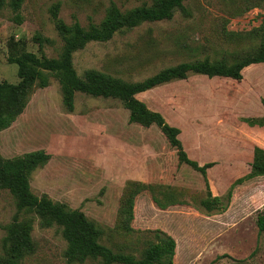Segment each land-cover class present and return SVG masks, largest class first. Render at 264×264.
<instances>
[{"label": "rangeland", "instance_id": "obj_1", "mask_svg": "<svg viewBox=\"0 0 264 264\" xmlns=\"http://www.w3.org/2000/svg\"><path fill=\"white\" fill-rule=\"evenodd\" d=\"M5 0L0 10V84H18V66L10 59L24 52L58 59L64 49L51 9L59 18L88 28L101 24L111 2L125 12L155 0H22L15 11ZM187 13L169 21L144 23L117 33L112 40L93 42L73 55L83 77L88 70L135 83L184 62L209 60L232 65L264 51L263 0H186ZM17 14L24 21L17 24ZM39 35L43 42L38 40ZM241 80L191 74L137 96L180 129L188 156L200 165L214 162L207 181L224 211L209 213L204 177L180 165L177 152L156 127L131 124L130 112L113 98L77 93L75 109L63 104L59 81L31 90L24 112L0 132V155L14 159L45 152L51 160L31 175L32 192L78 209L103 230L99 242L114 253L142 258L157 243L156 231L177 244L174 264H264V233L257 219L264 215V178L237 185L251 172L255 146L264 147V129L252 120L264 118V63L248 67ZM172 172L160 178L158 156ZM144 176L146 187L134 202L132 230L121 214L129 181ZM232 197L229 198V194ZM171 202H170V201ZM169 201V202H168ZM19 221L32 226L35 250L20 264H101L88 259L69 262L62 228L45 227L33 211L19 213L16 198L0 190V255L8 229ZM4 264V260L2 261Z\"/></svg>", "mask_w": 264, "mask_h": 264}, {"label": "trees", "instance_id": "obj_2", "mask_svg": "<svg viewBox=\"0 0 264 264\" xmlns=\"http://www.w3.org/2000/svg\"><path fill=\"white\" fill-rule=\"evenodd\" d=\"M185 1L155 0L152 5L144 4L125 12L111 2L106 19L99 25L92 23L88 28L82 27L77 20L71 25L64 23L59 18L60 4L54 5L51 13L58 33L64 41L63 52L58 59L39 57L32 52H24L10 59L18 66L20 82L0 84V132L11 128L17 117L24 112L32 88L34 86L40 89L47 88L51 77L59 81L63 104L69 112L75 109L76 94L79 92L94 98L118 99L130 112L131 124L145 128L156 126L169 144L176 149L179 164L191 167L204 177L208 197L202 201V207L209 213L224 211L226 207L222 205L221 198L212 195L207 181L208 170L213 168L215 163L200 165L192 160L180 139V129L168 124L161 113L150 110L137 96L161 85L185 80L191 74L241 80L245 69L264 63V51L241 58L232 65L209 60L184 62L135 83L126 82L96 70H88L83 77H80L73 66L74 53L85 49L90 43L108 42L117 33L133 30L144 23L169 21L178 11L186 14ZM4 3L5 0H0V10ZM21 5L22 0H15L12 3L15 11L20 10ZM14 20L17 24H22L24 21L20 14H17ZM38 40L43 42L44 39L39 35ZM251 124L264 129V118L252 120ZM50 160L51 155L45 152H32L14 159H4L0 155V190L6 189L16 198L19 213L36 212L45 221V227L56 224L62 228L63 237L68 244L65 257L69 262L84 263L88 259H93L100 260L101 264H174L177 244L175 239L167 233L156 231L157 243L152 244L142 258L114 253L111 248L99 242L103 236V230L85 213L72 209L64 203L55 202L47 196H36L31 189V175ZM255 178H264V148L259 146L254 147L251 172L243 180H239L237 185ZM126 185L125 192L128 194L122 200L121 214L127 230L131 231L134 202L146 185L139 181H129ZM231 197L232 193L229 194V198ZM257 226L259 233H264V215L258 217ZM7 229L8 234L3 240L0 264H3V260L4 264H20L26 254L35 250L32 226L19 221L17 216L15 222Z\"/></svg>", "mask_w": 264, "mask_h": 264}, {"label": "crops", "instance_id": "obj_3", "mask_svg": "<svg viewBox=\"0 0 264 264\" xmlns=\"http://www.w3.org/2000/svg\"><path fill=\"white\" fill-rule=\"evenodd\" d=\"M261 148H264V147H261ZM157 162H159V164H160V167L157 168L155 171V175L157 176V178L158 177L160 178V176H162L168 172L173 171V169H171L173 165H169V162L167 161V159L164 156H162V155H161V157L158 156ZM135 179L138 181H142V180H144V176L139 175Z\"/></svg>", "mask_w": 264, "mask_h": 264}]
</instances>
